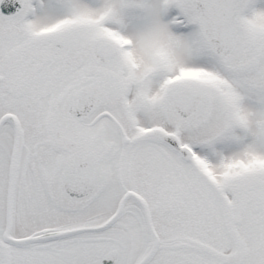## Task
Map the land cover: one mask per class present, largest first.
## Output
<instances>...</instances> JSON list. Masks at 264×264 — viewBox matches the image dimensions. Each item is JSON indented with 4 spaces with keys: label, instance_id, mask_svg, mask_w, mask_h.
Segmentation results:
<instances>
[{
    "label": "snow or ice",
    "instance_id": "snow-or-ice-1",
    "mask_svg": "<svg viewBox=\"0 0 264 264\" xmlns=\"http://www.w3.org/2000/svg\"><path fill=\"white\" fill-rule=\"evenodd\" d=\"M0 264H264V0H0Z\"/></svg>",
    "mask_w": 264,
    "mask_h": 264
}]
</instances>
